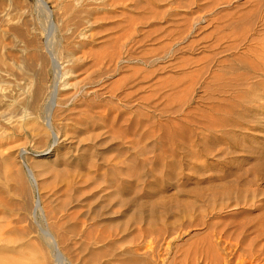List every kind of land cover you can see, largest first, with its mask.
Segmentation results:
<instances>
[{"label":"bare ground","instance_id":"6f19581e","mask_svg":"<svg viewBox=\"0 0 264 264\" xmlns=\"http://www.w3.org/2000/svg\"><path fill=\"white\" fill-rule=\"evenodd\" d=\"M36 1L48 17L49 34H54L47 2ZM74 1L66 2L67 17L61 27L63 56L50 60L35 45L31 19L25 11L19 9L22 13L15 18L14 0H0V137L5 134L2 124L23 126L33 133L38 145L48 146L34 151L38 156H46L58 147L82 149L86 145L76 170V183L89 182L95 189L85 200L90 207L95 206L90 209L92 217L80 222V229L66 228L64 215L54 212L52 216L55 195L46 191L50 182L43 177L51 172L56 181L65 178L67 171L47 160L31 162L26 147L17 150L15 158L11 147L1 145L0 166L5 168L6 182L14 185L12 193L26 195L28 186L35 191L32 201L5 205L1 218L10 219L15 209L24 211L19 213V221H29L35 230L42 243L39 253L47 257L44 264H76L71 237L84 238L86 247L98 245L100 250L90 252L97 264H146L140 225H148L160 241L170 244L169 229L179 223L181 216L192 218L199 210L209 211L210 217L202 216L193 224L205 226L206 217L214 221L227 210L264 208V200H260L264 193L251 189L264 180V0H189L190 6L199 5L197 12L204 13L189 23L190 36L198 25L205 24L201 78L190 81L185 102L179 95L175 98L173 129L168 139L172 147L168 179L150 190L159 193L161 182L171 183L184 172L189 185L180 190L197 198L188 202H170L165 194L156 197L158 193L137 202L131 193H139L140 188L127 185L132 175L116 167L109 180V161L98 166L87 160L96 147L108 145L115 127L114 112L120 114L115 118L125 120L120 107L111 102L115 92L108 81L111 64L118 59L121 65L123 59L120 52L109 51L103 36L109 19L107 4ZM81 27H89L90 34L76 41ZM50 73L53 81H49ZM199 86L203 96L194 105ZM179 88L177 85L175 91ZM118 102H123L122 93ZM117 129L123 131V126ZM148 151L142 150L144 154ZM102 155L109 159L106 152ZM66 158L64 154L63 160ZM210 160L222 163L223 168L212 167ZM158 168L161 172V165ZM139 173L134 174L138 182L143 178ZM102 179L104 185L99 183ZM71 188L68 185L65 190ZM66 204L59 209L64 211ZM129 204L135 209H127ZM168 210L173 213L172 221L166 217ZM132 226L133 239L128 237ZM17 254V248L0 238V264H21ZM105 254L108 258L102 261ZM217 257L213 254L214 259Z\"/></svg>","mask_w":264,"mask_h":264},{"label":"rangeland","instance_id":"374dc122","mask_svg":"<svg viewBox=\"0 0 264 264\" xmlns=\"http://www.w3.org/2000/svg\"><path fill=\"white\" fill-rule=\"evenodd\" d=\"M45 1L52 12L50 25L51 28L55 26L54 34H49L51 31L48 32V17L36 0H14L13 14L17 18L19 12L22 13L19 9L25 11V16L31 19L30 29L35 36L37 48L50 60L53 57L61 59L62 45L65 42L61 27L67 17L65 10L67 0ZM92 1L107 4L109 19L103 36H106L109 51L112 54L120 52L123 59L121 65L118 59L111 64L108 81L115 92L111 102L115 107H120L125 120L115 118L120 114L118 111L114 112L115 127L109 134L108 145L96 147L87 160L95 162L98 166L109 161L107 171L112 169L108 176L109 180L113 178L116 167L132 175L133 177L127 178L128 187H139L140 190L139 193H131V197L137 202H143L158 193L152 194L150 191L153 185L168 179L166 176L169 172L168 167L172 164V147L168 139L173 129L172 112L175 98L179 95L181 101L185 102L190 81H200L201 78L200 61L205 54L201 38L204 35L205 24L201 22L202 24L198 25L190 36L189 23L192 18L203 17L204 13L197 12L201 6L196 4L190 6L189 0ZM74 2L78 4L79 0ZM89 30V27H81L78 36L76 35V41L88 36ZM99 30L100 28L97 31ZM191 46L195 47L191 50ZM49 71L50 67L48 73ZM49 81H53L51 73ZM177 85H180V88L175 91ZM120 93L123 97L122 104L118 102ZM200 96H203V91L199 86L195 92L194 105ZM39 121L42 122L41 119ZM121 125L123 131L117 129ZM1 128L5 134L0 137V146L11 147L12 154L15 152V158L16 151L26 147L31 153L29 159L33 158L31 162L47 160L57 165L60 170L67 171L65 178L56 181L53 180L51 172L43 177L48 178L50 182L46 191L55 195L52 216L54 212H59L61 217L64 215L66 228L73 226L80 229V222L90 221L92 217L90 209L95 206L90 207L85 200L90 195L89 192L95 189L88 184L89 182L76 183L78 180L76 170L82 154L86 153L84 147L87 146L82 145V149L58 147L46 156H38L34 151L48 146L38 145L30 130L23 126L13 127L6 124H2ZM145 149L149 150L146 154L142 152ZM104 152L108 154V160L103 158ZM9 153L11 154V151ZM64 154L67 156L66 160H63ZM181 157L185 168L184 152H181ZM209 164L215 168L224 166L213 160H210ZM158 165L162 167L161 172ZM4 169L0 166V215L5 205L32 201L35 192L28 186L26 195L12 193L14 185L6 182ZM139 171L143 176L140 182L134 177ZM96 174L99 175L98 172ZM104 179L99 182L101 185L105 184ZM174 179L175 181L165 185L161 182L156 197L165 194L170 202L197 200L196 197L180 190L181 187L187 188L189 185L184 172L180 178ZM68 185L72 186L69 192L65 190ZM251 189L264 193V180L258 181ZM79 191H82V194ZM260 200H264V195ZM64 202L67 204L64 211H61L59 207ZM127 209L134 210L135 206L129 204ZM23 212L15 209L8 220H3L0 216V238L6 239L11 247L18 249L17 257H20L21 264H44L47 257L39 253L42 243L35 230L29 221H19V213ZM210 214L209 211L199 210L192 218L181 216L179 223L169 229L171 236L169 240H172L170 244L160 241L158 235L149 230L148 225H140L142 229L140 232H143L140 239L146 264H264V208L227 210L221 214V218L214 221L206 217L208 224L205 226H193L200 217H210ZM166 217L172 221L173 213L168 210ZM64 230L68 231L65 228ZM55 231L59 234L57 230ZM133 231L132 226L129 238L133 239ZM71 239L75 245L76 264H97V261L90 257V252L100 250L98 245L86 247L84 238ZM213 254L218 257L214 259ZM38 255L40 257H37ZM107 258V254L103 255L102 261Z\"/></svg>","mask_w":264,"mask_h":264}]
</instances>
